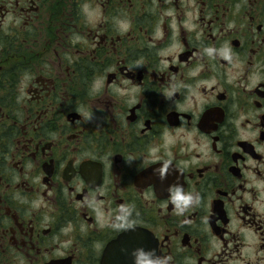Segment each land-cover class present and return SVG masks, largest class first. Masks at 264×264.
Wrapping results in <instances>:
<instances>
[{
    "label": "flooded vegetation",
    "instance_id": "obj_1",
    "mask_svg": "<svg viewBox=\"0 0 264 264\" xmlns=\"http://www.w3.org/2000/svg\"><path fill=\"white\" fill-rule=\"evenodd\" d=\"M264 264V0H0V264Z\"/></svg>",
    "mask_w": 264,
    "mask_h": 264
},
{
    "label": "clouds",
    "instance_id": "obj_2",
    "mask_svg": "<svg viewBox=\"0 0 264 264\" xmlns=\"http://www.w3.org/2000/svg\"><path fill=\"white\" fill-rule=\"evenodd\" d=\"M141 264H154V262L151 260H144L141 262Z\"/></svg>",
    "mask_w": 264,
    "mask_h": 264
}]
</instances>
